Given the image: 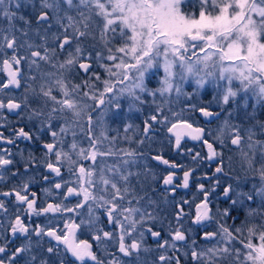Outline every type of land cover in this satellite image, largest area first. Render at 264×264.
<instances>
[{"label": "snow or ice", "instance_id": "6c2138e0", "mask_svg": "<svg viewBox=\"0 0 264 264\" xmlns=\"http://www.w3.org/2000/svg\"><path fill=\"white\" fill-rule=\"evenodd\" d=\"M0 264H264V0H0Z\"/></svg>", "mask_w": 264, "mask_h": 264}, {"label": "trees", "instance_id": "16d2710c", "mask_svg": "<svg viewBox=\"0 0 264 264\" xmlns=\"http://www.w3.org/2000/svg\"><path fill=\"white\" fill-rule=\"evenodd\" d=\"M148 80H149V82H150V86H155V83L158 81V74H152L149 78H148ZM190 90V89H189ZM208 100H210V92L209 91H207V92H205V93H203V94H201V96H200V99H199V102H203V103H206ZM177 108L178 107H180L181 105L179 104V102L177 103ZM14 122V121H13ZM136 123H139L140 121L139 120H136L135 121ZM200 123H205L203 120H201V121H199ZM211 128H215L216 127V123L214 122V123H212L211 125H209ZM195 142H191V141H189L188 142V144H187V147H192L193 146V144H194ZM22 147H24V145L22 144ZM176 159H178V160H181V162H183V160L180 158V157H177ZM195 191V188H193L192 190H191V193L192 192H194ZM183 193H186L187 194V197L190 199L191 198V194L189 193V192H184L183 190L181 191V195L183 194ZM185 196V195H184ZM223 206V205H222Z\"/></svg>", "mask_w": 264, "mask_h": 264}, {"label": "rangeland", "instance_id": "374dc122", "mask_svg": "<svg viewBox=\"0 0 264 264\" xmlns=\"http://www.w3.org/2000/svg\"><path fill=\"white\" fill-rule=\"evenodd\" d=\"M152 74H158V78H159V75H162V72H160V73H156L155 72V70L153 71V72H150L149 73V75H148V78L152 75ZM158 82V81H157ZM157 82L155 83V86L157 85ZM195 87V85L194 84H186L185 85V89H186V91H192V89ZM190 89V90H189ZM207 91H209L210 92V99H211V89L210 88H206L205 90H202L201 91V94H203V93H205V92H207ZM124 107H125V109L127 108V103L125 102V104H124ZM185 192V191H184ZM190 194H192L191 192H189ZM182 195H185V196H187V194L186 193H183Z\"/></svg>", "mask_w": 264, "mask_h": 264}, {"label": "flooded vegetation", "instance_id": "af4514ba", "mask_svg": "<svg viewBox=\"0 0 264 264\" xmlns=\"http://www.w3.org/2000/svg\"><path fill=\"white\" fill-rule=\"evenodd\" d=\"M20 146L22 147V144Z\"/></svg>", "mask_w": 264, "mask_h": 264}]
</instances>
